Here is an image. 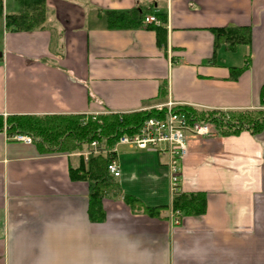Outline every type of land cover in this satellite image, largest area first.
<instances>
[{
    "label": "crops",
    "instance_id": "0c3cea01",
    "mask_svg": "<svg viewBox=\"0 0 264 264\" xmlns=\"http://www.w3.org/2000/svg\"><path fill=\"white\" fill-rule=\"evenodd\" d=\"M46 7L40 28L0 27L3 117L122 114L170 101L261 107L264 0H46ZM133 9L166 21L108 25L106 11ZM20 11L5 0V14ZM227 25L251 26V42L217 45L212 27ZM114 147L120 176L102 199L105 217L93 220L91 183L71 176L85 146L42 152L0 131V264H264V129L188 134L181 190L204 194L206 209L176 225L168 155ZM126 195L166 208L153 216Z\"/></svg>",
    "mask_w": 264,
    "mask_h": 264
},
{
    "label": "trees",
    "instance_id": "16d2710c",
    "mask_svg": "<svg viewBox=\"0 0 264 264\" xmlns=\"http://www.w3.org/2000/svg\"><path fill=\"white\" fill-rule=\"evenodd\" d=\"M22 9L18 13L4 14V0H0V27L4 21L6 29L33 30L43 26L47 15L46 0H18ZM110 27H130L144 20L139 10L106 11ZM159 21L164 22V14L157 13ZM216 44L225 43L234 49L240 44L251 42V26L227 25L212 27ZM243 68H231L236 77ZM164 91V90H163ZM261 107L245 110L203 109L191 105L176 107L177 112L185 113L191 122H210L217 133L222 136L236 135L243 131L253 134L264 129V84L261 87ZM167 110L156 108L129 113H107L93 115H0V131L6 130L9 136L26 134L32 137L33 143L42 152L82 150L93 140L109 149L106 155L91 157L86 167L85 161L77 169H71L73 178H82L91 183L89 194V215L93 220H103L105 212L102 199L107 190L116 183L112 181L107 166L116 158L113 150L119 137L123 134H134L149 118L166 117ZM65 119L66 130L62 135L55 134V129L62 130ZM125 201L134 209H142L146 213L158 216L166 208L163 206H146L138 198L126 195ZM172 208L180 210L183 215H200L206 209V197L202 193L180 194L175 197Z\"/></svg>",
    "mask_w": 264,
    "mask_h": 264
},
{
    "label": "built area",
    "instance_id": "2783aa9c",
    "mask_svg": "<svg viewBox=\"0 0 264 264\" xmlns=\"http://www.w3.org/2000/svg\"><path fill=\"white\" fill-rule=\"evenodd\" d=\"M143 23L159 24L160 21L155 15H151L146 16ZM179 106L182 105L172 101L157 106L156 109L158 110H167L166 117H152L147 119L134 134H123L118 140L119 143H116L126 144L137 149L151 150L160 154H167L169 157L170 191L174 198L182 194L181 163L188 153V134L207 136L215 129L210 122H191L185 113L175 110ZM9 138L27 144L33 143L32 137L26 134H16L9 136ZM114 149L115 147L112 151ZM108 152V148L101 145L99 141L93 140L87 146V150L80 152V154L85 160H89L91 156L102 155ZM107 169L112 177L120 176V168L116 160L109 162ZM182 215L183 213L180 210L172 208L170 214L172 223L178 224Z\"/></svg>",
    "mask_w": 264,
    "mask_h": 264
},
{
    "label": "rangeland",
    "instance_id": "374dc122",
    "mask_svg": "<svg viewBox=\"0 0 264 264\" xmlns=\"http://www.w3.org/2000/svg\"><path fill=\"white\" fill-rule=\"evenodd\" d=\"M17 2H19L18 0H16ZM4 4H5V0H4ZM21 9H22V6H21ZM4 14H5V12H4ZM4 24V21H3V23H2V25ZM93 116H96V115H93ZM63 127H62V130H60V129H55V134H57V135H62V131H65L66 130V127H65V119H63ZM120 138V137H119ZM119 140V139H118ZM118 142V141H117ZM119 143V142H118ZM121 144V143H120ZM89 144H86L85 145V148L87 149V146H88ZM83 150V149H82ZM107 154V153H106ZM105 154V155H106ZM176 225V224H175Z\"/></svg>",
    "mask_w": 264,
    "mask_h": 264
},
{
    "label": "bare ground",
    "instance_id": "6f19581e",
    "mask_svg": "<svg viewBox=\"0 0 264 264\" xmlns=\"http://www.w3.org/2000/svg\"><path fill=\"white\" fill-rule=\"evenodd\" d=\"M115 160V159H114Z\"/></svg>",
    "mask_w": 264,
    "mask_h": 264
}]
</instances>
